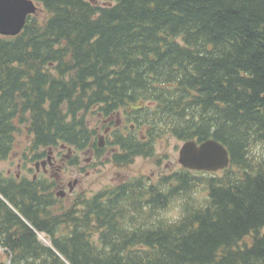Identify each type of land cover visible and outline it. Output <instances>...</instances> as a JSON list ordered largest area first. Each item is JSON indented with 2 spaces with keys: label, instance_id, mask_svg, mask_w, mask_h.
Wrapping results in <instances>:
<instances>
[{
  "label": "trees",
  "instance_id": "trees-1",
  "mask_svg": "<svg viewBox=\"0 0 264 264\" xmlns=\"http://www.w3.org/2000/svg\"><path fill=\"white\" fill-rule=\"evenodd\" d=\"M33 1L22 32L0 36V161L23 131L25 163L59 144L83 151L87 142L77 141L90 137L92 116L132 109L155 138L217 141L229 165L216 173L180 167L150 191L136 179L108 191L118 221L108 212L100 241L88 239L85 218L40 206L50 203L40 180L0 171V264H66L55 251L68 264H264V164L254 167L245 153L264 139V0ZM134 155L113 161L126 166ZM194 184L203 188L201 207L178 225L150 222ZM151 194L152 206L141 203Z\"/></svg>",
  "mask_w": 264,
  "mask_h": 264
},
{
  "label": "flooded vegetation",
  "instance_id": "flooded-vegetation-1",
  "mask_svg": "<svg viewBox=\"0 0 264 264\" xmlns=\"http://www.w3.org/2000/svg\"><path fill=\"white\" fill-rule=\"evenodd\" d=\"M89 128L91 129L90 137L77 141L87 142L85 150L77 152L64 144L51 147L45 150L35 162H32L33 166L27 168L26 174L28 173V176H26L28 178L31 176L30 179L33 181L40 180L43 189L39 188V190L45 189L46 192H39V194L50 197V203H44L40 206L46 205V210L53 212V214L55 213L54 211L67 210L74 221L86 219L89 227V230H87L88 239L90 241H100L102 227L108 221L104 217L108 212L114 216V222L118 221L117 215L113 213L115 208L108 209L106 204L107 192H113L130 179L140 180L139 184L146 186L143 190L147 189L150 191L149 187L155 184L156 176L152 173H146L143 169H137L133 173H119L116 181L111 180L109 185L105 183L98 190H94L92 187L95 184H92L93 186L88 189H84L81 186L83 171L86 175H92L97 173L98 170H102L101 166L104 168L108 167V169H118L117 167L129 168L137 159H148L150 161L158 155L156 153V144L158 142H166L169 138H174L170 136L155 138L153 132L150 131L151 128L144 123V118L139 121L135 119L132 115V109H121L106 118L93 116L90 120ZM129 153H134L135 155L131 157V162L126 166L114 163V157L120 158ZM146 153L151 156H146ZM108 156L111 157L110 160ZM25 164L27 163L19 160L17 168L20 169ZM20 173L19 171L14 176L16 180L26 177ZM126 191L128 192L129 190L127 189ZM138 191L139 188H132V193L135 195L138 194ZM82 195L86 202L74 201L77 196ZM119 196L121 199L123 198L122 191ZM152 198L151 194L149 197H142L140 201L143 204L148 201V204L151 205L150 201ZM93 199L101 202L91 201ZM32 207L35 211L37 210L35 208L36 205H32ZM35 213L37 217L41 215V213ZM133 223L134 219L124 221L126 227H130Z\"/></svg>",
  "mask_w": 264,
  "mask_h": 264
},
{
  "label": "water",
  "instance_id": "water-1",
  "mask_svg": "<svg viewBox=\"0 0 264 264\" xmlns=\"http://www.w3.org/2000/svg\"><path fill=\"white\" fill-rule=\"evenodd\" d=\"M37 9L38 5L33 0H0V36L19 35L24 29L27 18L35 14ZM178 163L188 170L215 173L228 167L229 154L213 139L201 143L187 141L179 149ZM25 223L31 227L30 224ZM44 245L54 250L51 244ZM55 253L64 260L56 251Z\"/></svg>",
  "mask_w": 264,
  "mask_h": 264
},
{
  "label": "rangeland",
  "instance_id": "rangeland-1",
  "mask_svg": "<svg viewBox=\"0 0 264 264\" xmlns=\"http://www.w3.org/2000/svg\"><path fill=\"white\" fill-rule=\"evenodd\" d=\"M93 117V116H92ZM91 117V119H92ZM28 141L25 138V132L23 131L22 134H19L18 137L15 139L13 151L10 157L7 160L0 161V171L3 173L4 176H15L19 171L21 175H27V168L33 166L31 162H27V164L22 165L20 169L17 168L18 161L21 159L20 155L27 147ZM182 145V142H178L175 139L169 138L166 142H158L156 144V157L152 160L148 159H137L133 165L129 168L125 167H117L118 169H122L121 172L118 169H108L101 166L102 170H98L95 174L86 175L83 171L81 179H82V187L84 189H88L92 187V184H95L92 188L94 190H98L100 186L104 185L105 183L109 185L111 180H117L119 173L124 174L125 172L133 173L135 170H144L146 173H152L156 176V180H158L161 176L167 175L177 169L180 168L179 164L177 163L178 158V149ZM109 155V154H108ZM85 157V156H83ZM82 157V158H83ZM109 160L111 159L108 156ZM108 160V161H109ZM25 166V167H24ZM124 168V169H123ZM88 171V170H87ZM28 176V175H27ZM26 176V178H28ZM31 176H29L30 178ZM97 181V183H95ZM67 201V200H66ZM44 235L45 239L50 242V238L45 234L40 232V235ZM39 242L43 244L42 240L39 239ZM0 253L2 250L0 248Z\"/></svg>",
  "mask_w": 264,
  "mask_h": 264
},
{
  "label": "clouds",
  "instance_id": "clouds-1",
  "mask_svg": "<svg viewBox=\"0 0 264 264\" xmlns=\"http://www.w3.org/2000/svg\"><path fill=\"white\" fill-rule=\"evenodd\" d=\"M246 159L255 167L264 164V139L250 141L245 148ZM173 185L159 184L157 188L167 195L172 191ZM204 192L201 185L194 184L187 189H179L171 195L163 206L157 207L152 213L151 223H163L168 226L180 224L186 217L189 208H199L202 206ZM146 213L150 212V207H145Z\"/></svg>",
  "mask_w": 264,
  "mask_h": 264
},
{
  "label": "bare ground",
  "instance_id": "bare-ground-1",
  "mask_svg": "<svg viewBox=\"0 0 264 264\" xmlns=\"http://www.w3.org/2000/svg\"><path fill=\"white\" fill-rule=\"evenodd\" d=\"M39 237L45 244H49V241L45 239L44 235L41 234Z\"/></svg>",
  "mask_w": 264,
  "mask_h": 264
}]
</instances>
